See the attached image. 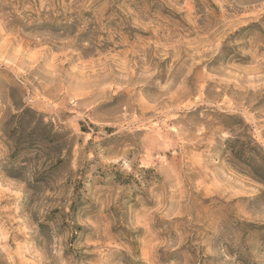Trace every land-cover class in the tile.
<instances>
[{"label": "rangeland", "instance_id": "obj_1", "mask_svg": "<svg viewBox=\"0 0 264 264\" xmlns=\"http://www.w3.org/2000/svg\"><path fill=\"white\" fill-rule=\"evenodd\" d=\"M0 264H264V0H0Z\"/></svg>", "mask_w": 264, "mask_h": 264}]
</instances>
